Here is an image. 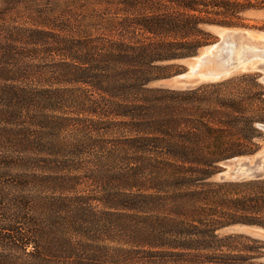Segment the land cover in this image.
Returning a JSON list of instances; mask_svg holds the SVG:
<instances>
[{"label": "trees", "instance_id": "obj_1", "mask_svg": "<svg viewBox=\"0 0 264 264\" xmlns=\"http://www.w3.org/2000/svg\"><path fill=\"white\" fill-rule=\"evenodd\" d=\"M264 0H0V264H264V176L212 179L260 149L264 83L186 88L216 36Z\"/></svg>", "mask_w": 264, "mask_h": 264}, {"label": "rangeland", "instance_id": "obj_2", "mask_svg": "<svg viewBox=\"0 0 264 264\" xmlns=\"http://www.w3.org/2000/svg\"><path fill=\"white\" fill-rule=\"evenodd\" d=\"M247 18L249 20V24H255L257 26H260L264 22V12H257V13H248L246 14ZM207 28L214 33L216 36V40L203 47L195 56H201L203 54H206L210 62L206 64L205 66H210L216 63V61L224 54V52L229 51L230 55H235V57L240 56V60L243 59V62H241L236 69L232 70L230 73L225 74L224 76L217 78V79H207V78H200L198 81L193 83L191 86L197 85L202 82H207V81H215L218 79H222L234 74H238L241 72H258L260 73V80L264 83V80L262 79L264 76V71L262 69H257L256 67L259 66L260 64H264V29H258V28H236L234 30H239L244 33L243 36L237 38H231L230 41L227 43V48L221 47V46H214L210 50H206L205 48L211 45H217V43L222 41V36L220 33L217 31L213 30L210 28V26H207ZM193 61H195L194 58L191 60L187 61L186 58L179 61V64L183 65V70L180 73L174 74L168 78H171L175 75L178 74H185L188 73L192 70V65L194 64ZM167 79V78H164ZM164 79L157 80L152 83L154 86H163V87H170V88H176L172 87L169 84H166ZM186 88V87H183ZM262 128V126H261ZM263 130V128H262ZM264 133V130H263ZM241 158H247L248 163H252L255 161V159L262 157L264 160V138L261 141V146L260 149L255 152L252 155L249 156H236ZM229 162H223L221 164V171L220 172H225L230 169V164ZM218 172L213 176L212 179L215 180H224L220 179ZM259 176H264V164L261 166L260 171L258 172ZM256 176V177H259ZM243 178H250L248 177H243ZM242 179V178H241ZM237 180V179H233ZM251 230V231H249ZM219 233L225 234V233H244L248 234L257 238H260L264 241V230L262 228L256 227V226H250V225H243V224H235V225H230L225 228H222L219 230ZM264 259V258H263Z\"/></svg>", "mask_w": 264, "mask_h": 264}, {"label": "water", "instance_id": "obj_3", "mask_svg": "<svg viewBox=\"0 0 264 264\" xmlns=\"http://www.w3.org/2000/svg\"><path fill=\"white\" fill-rule=\"evenodd\" d=\"M211 29L217 31L222 36V41L217 43L215 46H221L227 48V43L231 38H239L244 35L243 32L239 30H234L236 28H224L220 26L211 25ZM195 56L186 58L187 61L191 60ZM210 62L209 57L206 55L202 62L196 65L194 70H191L185 74H178L171 78L164 79L166 84L171 85L176 88L190 87L200 78L207 79H217L225 74L230 73L232 70L236 69L237 66L243 62V59L240 60V56L235 57V55H230L229 51L224 52V54L216 61L215 64L210 66H205ZM194 63V61H193ZM257 69H262L264 71V64H260L256 67ZM264 80V76L262 78ZM264 130V125H262ZM225 162H229L230 169L225 172H220V179H241L243 177H256L259 176L258 172L260 171L261 166L264 164L262 157L255 159L254 162L248 163L247 158L233 157L227 159ZM264 230V229H262ZM251 231V230H249Z\"/></svg>", "mask_w": 264, "mask_h": 264}, {"label": "bare ground", "instance_id": "obj_4", "mask_svg": "<svg viewBox=\"0 0 264 264\" xmlns=\"http://www.w3.org/2000/svg\"><path fill=\"white\" fill-rule=\"evenodd\" d=\"M214 46H215V45H211V46L206 47L205 49H206V50H210V49H212ZM205 56H206V54H203V55H201V56H195V57H194L195 61H194V64L192 65V70L195 69L196 65H198V64H200V63L202 62V59H203Z\"/></svg>", "mask_w": 264, "mask_h": 264}]
</instances>
